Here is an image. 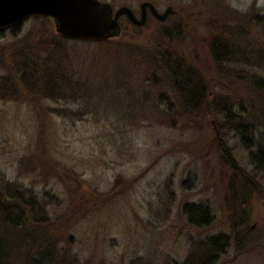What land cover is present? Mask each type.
Listing matches in <instances>:
<instances>
[{
  "label": "rangeland",
  "instance_id": "374dc122",
  "mask_svg": "<svg viewBox=\"0 0 264 264\" xmlns=\"http://www.w3.org/2000/svg\"><path fill=\"white\" fill-rule=\"evenodd\" d=\"M104 1L129 5L139 16L144 0ZM148 1L175 13L165 21L148 14L138 31L120 17L114 44L62 39L47 18H29L16 34L0 35V73H10L8 58L21 40L36 44L55 35L64 42L67 71L88 83L86 92L77 86V95L0 99V173L36 192L49 216L38 235L47 234L75 264H134L136 258L135 264H174L192 242L218 233L228 234L229 243L215 264H264V170L250 163L239 135L220 116L186 109L172 122L162 105H152L169 83L154 61L163 46L212 90L230 87L264 109V94L245 78L264 77V0ZM164 28L177 34L163 38ZM214 41L228 42L232 64L213 59ZM128 50L140 51L138 58ZM229 67L241 73L231 75ZM215 135L257 183L238 207L230 197L233 171ZM185 203L207 205L211 222L190 226Z\"/></svg>",
  "mask_w": 264,
  "mask_h": 264
},
{
  "label": "trees",
  "instance_id": "16d2710c",
  "mask_svg": "<svg viewBox=\"0 0 264 264\" xmlns=\"http://www.w3.org/2000/svg\"><path fill=\"white\" fill-rule=\"evenodd\" d=\"M122 19L124 18H120V21ZM128 24L134 31L142 28L129 22ZM18 28L19 26L2 30L0 35L7 31L16 34ZM161 31L163 38H172L177 34L166 28ZM118 38L104 43H118L120 42ZM30 43L28 40H21L20 45H17L13 50L14 53L8 58L10 73H0V99H12L13 95L19 93L30 99L34 96L55 98L57 94L66 91L77 95V86L80 85L81 93L87 91L86 79L84 82L77 74L75 77L73 71L72 74L67 71L63 60L60 59L64 46L61 39L53 35L36 44ZM42 50L52 56H46ZM209 50L215 61L224 59L223 66L225 59H228L226 62L229 65L232 64L230 57L235 53L231 54L233 49L228 42L226 44L223 41H214L210 44ZM34 51L38 54L37 57H33ZM139 52L128 50L127 55L130 53L132 58L137 59ZM154 57L155 67L163 70L169 83L165 91L153 100L152 105H162L163 113L172 122L178 121L174 118L176 112H185L186 109L196 111L199 115L220 116L239 135L241 146L248 151L250 163L255 168L264 170V109H260L252 99L244 100L240 94H234L230 87L226 90H212L197 71L186 67L175 54L166 52L163 46L156 49ZM227 67L221 68L227 69ZM229 70L230 73L232 69ZM239 73L241 72L230 74L237 76ZM246 74V80L249 77L251 85L259 90L257 92L264 94V77L254 73ZM222 92H226V95ZM258 109L260 111H257ZM214 141L216 147L222 149V159L233 171L230 197L234 201V207H238L241 201L245 202L244 196L253 191L257 183L245 169L236 164L234 158L221 145L217 135ZM169 182L165 185L166 189L170 187ZM36 195V192L30 188L10 181L0 173V264H63L66 261L67 264H75V259L67 260L64 251L51 244L47 234L43 233L44 237L38 235H41L44 228L42 224L47 222L49 216L46 206ZM43 195L52 198L48 191H44ZM169 195L171 196L167 198V203L165 201L166 204L173 199V191L170 190ZM166 207L168 210L169 206ZM182 212L186 222L192 227H203L211 222L209 207L203 203H185ZM245 218L248 219L247 214ZM228 243L229 235L226 233L207 236L192 242L189 253L182 261H174V264H215ZM137 261L139 258L134 259L132 263L135 264Z\"/></svg>",
  "mask_w": 264,
  "mask_h": 264
},
{
  "label": "water",
  "instance_id": "95a60500",
  "mask_svg": "<svg viewBox=\"0 0 264 264\" xmlns=\"http://www.w3.org/2000/svg\"><path fill=\"white\" fill-rule=\"evenodd\" d=\"M139 16L129 5L114 8L104 0H0V31L20 26L29 18H47L62 39L103 42L121 35L120 17L136 26L145 25L148 14L165 21L175 13L169 5L162 12L144 0Z\"/></svg>",
  "mask_w": 264,
  "mask_h": 264
}]
</instances>
